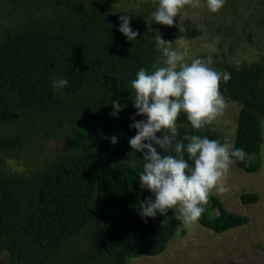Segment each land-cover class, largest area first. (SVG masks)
Wrapping results in <instances>:
<instances>
[{
    "label": "trees",
    "instance_id": "trees-1",
    "mask_svg": "<svg viewBox=\"0 0 264 264\" xmlns=\"http://www.w3.org/2000/svg\"><path fill=\"white\" fill-rule=\"evenodd\" d=\"M101 2L20 0L8 7L9 0H0V256L5 254L7 264H125L130 257L162 252L178 228L171 210L141 217L140 201L155 197L140 187L142 153L129 144L137 131L130 128L137 111L130 84L140 68L154 71L153 37L131 19L139 36L128 40L118 30L120 21L102 12ZM218 71L231 74L220 84L223 96L241 105L233 146L255 154L262 141L264 67L254 62ZM60 78L69 82L63 91L52 87ZM112 100L124 106L116 116ZM177 123V140L201 135L221 142L193 129L183 112ZM63 132L64 148L36 155L39 143ZM7 152L34 157L22 171H8L2 156ZM234 164L247 173L259 167L248 158ZM239 198L250 204L257 194L242 192ZM209 202L198 223L215 233L248 220L226 210L216 196ZM88 234L98 239L104 257L75 250Z\"/></svg>",
    "mask_w": 264,
    "mask_h": 264
},
{
    "label": "clouds",
    "instance_id": "clouds-1",
    "mask_svg": "<svg viewBox=\"0 0 264 264\" xmlns=\"http://www.w3.org/2000/svg\"><path fill=\"white\" fill-rule=\"evenodd\" d=\"M154 2L157 5L152 12L154 22L169 27L174 26V18L186 6L194 9L203 6L201 0ZM224 3L225 0H206L212 13L218 12ZM119 21L118 30L134 41L139 33L132 29L131 17L121 15ZM148 28L151 30V24ZM155 44L162 56L153 65L154 71L140 68L130 84L135 93L132 102L137 109L131 117L130 128L137 131L129 144L135 152L142 153L143 170L138 173L140 187L148 189L155 197L140 201V215L155 218L158 213L166 216L171 210L182 224L194 225L202 218L204 206L212 195L222 196L230 191L226 183L229 169L236 161H245L247 154L243 148L207 136L185 135L182 141L177 140V121L183 112L193 129L203 131L223 116L229 104L220 91V84L227 83L231 74L212 68L211 58L207 61L195 58L188 63L183 53L173 49L172 42L161 36L156 38ZM161 64L163 66H158ZM68 83L63 78L55 79L52 87L63 91ZM111 105L113 116L124 107L119 100H112ZM136 116L145 119L136 120ZM117 142L118 138L113 135L111 143ZM123 162L135 165L133 161Z\"/></svg>",
    "mask_w": 264,
    "mask_h": 264
},
{
    "label": "rangeland",
    "instance_id": "rangeland-1",
    "mask_svg": "<svg viewBox=\"0 0 264 264\" xmlns=\"http://www.w3.org/2000/svg\"><path fill=\"white\" fill-rule=\"evenodd\" d=\"M20 0H9V6ZM103 13L108 18L118 19L121 15L131 17L137 27L145 29L153 37L158 36L172 42V48L183 53L188 63L195 58L208 60L215 70L245 67L259 62L264 67V0H225L224 6L216 13L208 10L206 0L202 7H185L174 18V26L169 27L154 22L152 12L156 8L154 0H101ZM84 1L80 3V6ZM7 7V6H6ZM7 11L10 10V8ZM8 21V20H6ZM132 22V21H131ZM132 22V23H133ZM151 24V30L148 25ZM155 49V58L162 54ZM264 95V77L259 81ZM229 107L202 132H211L221 139V143L233 145L236 118L241 105L228 97ZM262 141L257 153L248 155L249 160L259 163L254 173H247L233 164L229 169L227 185L230 191L216 196L226 210L247 216L245 224L215 233L199 223L178 228L165 249L153 256L139 255L127 258L125 264H222L236 261L247 264H264V115L260 117ZM67 132L53 139L39 143L36 155L54 154L64 148ZM3 167L8 171L20 172L32 161L33 153H3ZM32 156V157H31ZM242 192L256 193L254 203L243 204L239 198ZM209 207L210 202L204 207ZM215 213L216 209L213 210ZM74 247L82 256L94 259L104 257L102 245L97 238L88 234ZM68 251L66 254H71ZM0 264H7L5 254L0 256Z\"/></svg>",
    "mask_w": 264,
    "mask_h": 264
}]
</instances>
